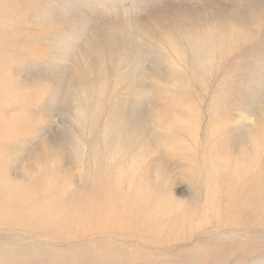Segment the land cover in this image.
<instances>
[{"label": "rangeland", "instance_id": "rangeland-1", "mask_svg": "<svg viewBox=\"0 0 264 264\" xmlns=\"http://www.w3.org/2000/svg\"><path fill=\"white\" fill-rule=\"evenodd\" d=\"M0 192V264H264V0H0Z\"/></svg>", "mask_w": 264, "mask_h": 264}, {"label": "bare ground", "instance_id": "bare-ground-1", "mask_svg": "<svg viewBox=\"0 0 264 264\" xmlns=\"http://www.w3.org/2000/svg\"><path fill=\"white\" fill-rule=\"evenodd\" d=\"M2 14V13H1ZM3 19H5V18H3ZM117 43V42H116ZM6 87V86H5ZM162 134V133H161ZM141 138H142V136H139V137H137V144L140 142V140H141ZM144 141V140H143ZM211 160V159H210ZM210 160H207V163H206V166H207V168H206V170H207V172L209 173V174H211V172H212V165H211V163L214 165V161H210ZM215 160V159H214ZM223 161H226V157L224 156V159H223ZM223 161H221V160H219V159H216V163H217V165H227L226 163H224ZM208 164V165H207ZM220 166H217L216 168L217 169H215L214 171H217L219 168H220ZM213 171V172H214ZM101 172V170L99 169L98 170V173H100ZM105 172H109V170H104V171H102V174H104ZM153 169H151V170H148L147 171V174H146V178H147V181H149V182H151L152 184H151V186L150 187H148V189H155L154 188V184H156L155 182H152L151 181V178H152V176H153ZM110 173V172H109ZM109 173H107V174H109ZM56 175V174H55ZM57 177V176H56ZM112 176H110V182H109V184L111 185H117L118 184V180H113V178H111ZM221 177H219V179H220ZM8 185V184H7ZM6 185V186H7ZM9 191V190H8ZM1 193V192H0ZM7 194H9V193H7ZM6 194V195H7ZM157 194V193H156ZM155 194V195H156ZM3 195V194H2ZM137 195H140V194H137ZM140 196H143L142 194L140 195ZM6 198V197H5ZM9 198V197H8ZM13 198V197H12ZM15 199V198H14ZM11 200V199H10ZM12 201V200H11ZM14 201V200H13ZM28 201V200H27ZM19 202V201H18ZM25 202H26V200H25ZM14 207V206H13ZM17 207V206H16ZM6 208V207H5ZM18 209V208H17ZM15 211V210H14ZM10 212V211H9ZM12 213H14V212H12ZM41 213V212H40ZM52 215V214H51ZM10 216V214L8 215V217ZM15 218V217H14ZM55 222H57V221H55ZM28 226V225H27ZM33 226V225H32ZM33 228V227H32ZM53 229V228H52Z\"/></svg>", "mask_w": 264, "mask_h": 264}]
</instances>
